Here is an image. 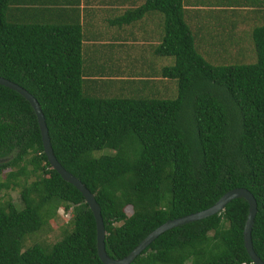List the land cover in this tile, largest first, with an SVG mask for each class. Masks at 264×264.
<instances>
[{
  "label": "trees",
  "instance_id": "1",
  "mask_svg": "<svg viewBox=\"0 0 264 264\" xmlns=\"http://www.w3.org/2000/svg\"><path fill=\"white\" fill-rule=\"evenodd\" d=\"M23 1L0 0V77L38 102L56 160L94 195L106 254L123 259L166 221L243 188L257 203L251 240L264 262V0H146L126 23L158 12L154 56L173 61L128 75L91 61L75 16ZM13 190L20 205L1 196ZM59 207L70 214L61 239L27 245ZM247 214L234 199L161 234L131 264H251ZM0 264H102L82 194L50 167L30 104L1 85Z\"/></svg>",
  "mask_w": 264,
  "mask_h": 264
},
{
  "label": "crops",
  "instance_id": "2",
  "mask_svg": "<svg viewBox=\"0 0 264 264\" xmlns=\"http://www.w3.org/2000/svg\"><path fill=\"white\" fill-rule=\"evenodd\" d=\"M45 1L50 0H31L30 3L35 2V5L30 8L58 9L63 20H70V14L75 16L81 27L83 51L90 53L91 61L99 58L104 73H156L159 68L170 65L165 58L154 56L162 39L160 14L146 11L142 15L136 14L137 18L129 23L124 18L127 13L134 16L146 0H51L54 6ZM203 5L187 6L186 9H210L206 3Z\"/></svg>",
  "mask_w": 264,
  "mask_h": 264
},
{
  "label": "water",
  "instance_id": "3",
  "mask_svg": "<svg viewBox=\"0 0 264 264\" xmlns=\"http://www.w3.org/2000/svg\"><path fill=\"white\" fill-rule=\"evenodd\" d=\"M0 85L4 86L12 91H15L22 96L31 106L39 128L43 152L50 167L58 173V175L67 183L73 185L83 196L85 203L88 205L90 211L95 220L96 225V250L97 255L102 264H131L133 260L139 256L156 238L166 231L188 224L195 221H199L213 215L222 212L225 206L234 199L242 198L248 204V214L243 230V243L245 250L250 258L252 264H264L261 259L256 255L252 247L251 231L254 224V218L257 212V203L253 195L246 189L236 188L225 193L212 207L197 212L191 215H187L178 219L168 220L153 232H151L131 253L125 258L120 260L111 259L105 251V229L103 220L101 217V209L97 204L95 197L90 191L74 176L68 173L56 160L53 150L50 144L48 130L46 127L43 113L40 109L38 102L30 95L25 89L19 85L8 81L0 77Z\"/></svg>",
  "mask_w": 264,
  "mask_h": 264
},
{
  "label": "rangeland",
  "instance_id": "4",
  "mask_svg": "<svg viewBox=\"0 0 264 264\" xmlns=\"http://www.w3.org/2000/svg\"><path fill=\"white\" fill-rule=\"evenodd\" d=\"M250 55L249 49L247 50ZM253 57H248V62L252 61ZM166 61H173L171 58L166 59ZM174 99V98H173ZM8 170H5L6 173ZM4 176V174H3ZM6 199H9L12 203L20 205V193L18 190L7 191L1 195ZM132 213L131 208L126 209L127 216ZM70 219V214L65 213L63 207H59L56 213V217L48 221V224L43 228L42 232L37 235L32 241H28L27 245H31L34 241L38 242L44 247H51L54 243L58 242L62 237V230L66 228V224Z\"/></svg>",
  "mask_w": 264,
  "mask_h": 264
},
{
  "label": "built area",
  "instance_id": "5",
  "mask_svg": "<svg viewBox=\"0 0 264 264\" xmlns=\"http://www.w3.org/2000/svg\"><path fill=\"white\" fill-rule=\"evenodd\" d=\"M244 264H246V263H244Z\"/></svg>",
  "mask_w": 264,
  "mask_h": 264
},
{
  "label": "clouds",
  "instance_id": "6",
  "mask_svg": "<svg viewBox=\"0 0 264 264\" xmlns=\"http://www.w3.org/2000/svg\"><path fill=\"white\" fill-rule=\"evenodd\" d=\"M252 264V263H251Z\"/></svg>",
  "mask_w": 264,
  "mask_h": 264
}]
</instances>
